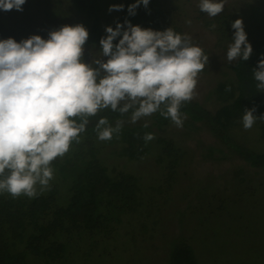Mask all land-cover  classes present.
<instances>
[{
  "label": "trees",
  "instance_id": "16d2710c",
  "mask_svg": "<svg viewBox=\"0 0 264 264\" xmlns=\"http://www.w3.org/2000/svg\"><path fill=\"white\" fill-rule=\"evenodd\" d=\"M132 2H122L124 8L117 15L122 24L127 19L133 25L163 30L160 0H150L147 8L138 6L135 15H128L127 6ZM22 7L23 11L0 10V39L12 37L19 42L33 34L46 39L50 30L71 21L87 28L89 36L85 43L101 48L99 40L107 35L98 23L100 0H26ZM237 18L242 19L252 46L249 59L228 64L222 79L210 89L212 107L190 99L181 103L180 112L183 127L197 124L219 145L206 148L198 145L203 159L226 149L249 167L261 171L259 174L264 177V152L256 151L250 144L255 139L264 143V119H257L248 129L242 124L246 108L255 107L257 116L264 113V91L256 88L252 75L264 53V6L246 3L243 9L220 13L206 21L205 27L215 24L223 41H231L234 32L231 23ZM131 112L132 109L120 113L105 108L89 117L79 140H74L63 156L51 162L53 177L43 190L37 188L35 196L0 193V264H28L29 256L45 263L62 261L69 253V240L74 235H110L117 227L122 228V223L129 219L122 217L129 215L140 217L141 222L145 216L135 213L144 212L158 202L154 192L160 189L164 194L170 192L168 186L155 185L149 188L154 192L144 196L139 178L118 171L116 166L109 170L103 163L105 158H124L130 162L153 156L166 172L163 184L172 185L184 156V146L173 140V134L167 135L168 127L174 122L157 111L146 116L149 119L145 127V122H131ZM101 117H106L113 128L123 121L111 139H98L96 123ZM147 133H152L153 139L146 141ZM167 262L197 264V259L193 248L179 240L171 247Z\"/></svg>",
  "mask_w": 264,
  "mask_h": 264
},
{
  "label": "clouds",
  "instance_id": "9594fccd",
  "mask_svg": "<svg viewBox=\"0 0 264 264\" xmlns=\"http://www.w3.org/2000/svg\"><path fill=\"white\" fill-rule=\"evenodd\" d=\"M149 2L133 0L128 15H135L138 6L147 8ZM25 3L0 0V10L23 11ZM226 3L198 0V7L215 17ZM123 8L114 4L109 11ZM231 27L227 61L248 60L252 46L242 19L232 21ZM105 32L100 51L89 62L83 59L89 32L80 23L50 30L46 39L37 34L19 42L0 39V193L33 197L38 187H47L53 177L51 162L79 140L88 118L102 109L120 113L132 109L131 122L160 111L182 126L180 106L194 95L198 73L208 62L204 50L192 43L189 34L172 27L154 30L126 19L115 27L105 26ZM252 75L256 88L264 91V53ZM255 111V107L244 110L245 129L264 119V113L257 116ZM122 123L113 128L101 117L96 123L98 139H111ZM144 139H153V134Z\"/></svg>",
  "mask_w": 264,
  "mask_h": 264
},
{
  "label": "rangeland",
  "instance_id": "374dc122",
  "mask_svg": "<svg viewBox=\"0 0 264 264\" xmlns=\"http://www.w3.org/2000/svg\"><path fill=\"white\" fill-rule=\"evenodd\" d=\"M160 1L164 11L163 30L172 27L179 33L189 34L192 43L208 55L207 64L198 73L191 100L210 108V89L228 70L230 62L226 51L231 41L224 42L216 26L205 27V22L213 17L199 10L198 0ZM122 2L100 0L98 23L102 31L105 32L108 25L115 27L119 10L109 11V6ZM246 3L264 6V0H227L221 14L243 9ZM72 23L62 22L61 26ZM99 51L97 44L85 43L84 61L89 62ZM148 119L145 116L138 121L146 123ZM183 124L177 127L173 123L167 129V135L173 134V140L184 146L182 164L171 186L163 184L166 172L153 156L130 162L124 158H105L103 162L109 170L116 166L118 171L139 178L144 196L149 197L154 192L149 190L151 186H168V194L161 189L154 192L158 202L153 207L135 213L145 216L146 220L142 217L140 222V217L131 215L122 217L129 219L110 235H74L69 240V253L62 261L45 263L29 256L28 264H168V253L179 240L193 248L197 264H264V177L259 174L261 171L249 167L226 149L212 152L208 159H203L201 148L197 146L201 144L206 148L218 144L197 124L186 127ZM250 144L256 151L264 152L262 141L255 139Z\"/></svg>",
  "mask_w": 264,
  "mask_h": 264
}]
</instances>
